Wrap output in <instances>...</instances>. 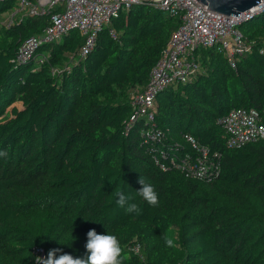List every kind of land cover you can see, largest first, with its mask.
Masks as SVG:
<instances>
[{
    "label": "trees",
    "instance_id": "1",
    "mask_svg": "<svg viewBox=\"0 0 264 264\" xmlns=\"http://www.w3.org/2000/svg\"><path fill=\"white\" fill-rule=\"evenodd\" d=\"M15 4L0 0V16ZM49 25L47 14L0 24V151L8 153L0 157V264H36L35 248L45 258L57 248V256L84 257L91 229L118 237L125 264H264V139L229 149L218 124L234 108L264 106V12L239 24L251 51L235 69L219 47L201 48V72L156 97L154 122L169 129L165 147L188 151L182 135L190 134L219 153L221 174L211 181L162 171L150 152L157 147L143 144L145 119L128 128L133 92L146 87L178 17L135 4L103 27L86 55L72 31L20 60L26 40ZM139 176L154 186L158 206L137 194ZM117 191L139 215L118 206Z\"/></svg>",
    "mask_w": 264,
    "mask_h": 264
},
{
    "label": "built area",
    "instance_id": "2",
    "mask_svg": "<svg viewBox=\"0 0 264 264\" xmlns=\"http://www.w3.org/2000/svg\"><path fill=\"white\" fill-rule=\"evenodd\" d=\"M258 8L264 9V0ZM146 3L180 19L159 59L152 68L145 89L133 96V113L128 123L132 128L139 118H144L143 144L150 145L156 166L162 171L177 170L186 177L215 180L222 170L220 155L210 150L190 134H183L188 151L174 143L176 149L165 147L169 129L155 124L156 97L171 86L185 83L201 72L198 50L219 47L228 57L232 68L237 67L240 56L251 51L239 30V24L248 18L226 16L208 9L198 0H16V15H50V25L44 32L32 36L19 50L18 58L28 60L43 44L61 41L72 31L84 38L82 54H88L103 29L113 18L135 4ZM263 12V11H262ZM260 12V13H262ZM151 124L150 127H148ZM227 135L229 149H240L248 143L264 139V106L261 109L237 108L218 120ZM37 257L45 258L44 250L35 248Z\"/></svg>",
    "mask_w": 264,
    "mask_h": 264
},
{
    "label": "clouds",
    "instance_id": "3",
    "mask_svg": "<svg viewBox=\"0 0 264 264\" xmlns=\"http://www.w3.org/2000/svg\"><path fill=\"white\" fill-rule=\"evenodd\" d=\"M7 151H0V157H7ZM138 184L141 188L137 194L142 197L149 205L158 206V194L151 183L146 182L143 176H139ZM116 203L123 208L126 214H140L141 210L135 203H130L131 197L126 196L122 191L114 193ZM164 244L168 248L177 246L174 238L165 234ZM87 255L84 257H74L71 254H61L57 256L60 249H51L47 253V257H37L36 264H125L129 259L125 249L121 246V242L116 235L98 234L95 229L87 232V242L85 245Z\"/></svg>",
    "mask_w": 264,
    "mask_h": 264
},
{
    "label": "water",
    "instance_id": "4",
    "mask_svg": "<svg viewBox=\"0 0 264 264\" xmlns=\"http://www.w3.org/2000/svg\"><path fill=\"white\" fill-rule=\"evenodd\" d=\"M208 5V9L226 16L240 17L245 14V18H252L264 12V9L258 8L260 0H198Z\"/></svg>",
    "mask_w": 264,
    "mask_h": 264
},
{
    "label": "rangeland",
    "instance_id": "5",
    "mask_svg": "<svg viewBox=\"0 0 264 264\" xmlns=\"http://www.w3.org/2000/svg\"><path fill=\"white\" fill-rule=\"evenodd\" d=\"M11 19H12L11 14L10 13H6L5 15L0 16V24L1 25H9V23L11 22ZM43 57L45 58V56L36 57L35 60L39 61V58L42 59ZM70 61L71 60L69 59V60H67V62H65L61 66H54L53 71H52L53 76L56 77V78H61L63 76V74L65 73V71L69 69ZM144 89L145 88L136 90L135 92H133V96H135L136 94H139ZM14 105L20 110L23 109V104L21 102H17Z\"/></svg>",
    "mask_w": 264,
    "mask_h": 264
}]
</instances>
